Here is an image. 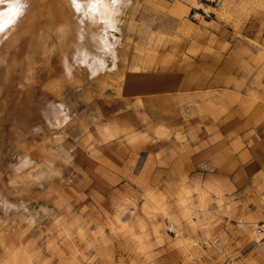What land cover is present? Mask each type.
Segmentation results:
<instances>
[{"label": "rangeland", "instance_id": "obj_1", "mask_svg": "<svg viewBox=\"0 0 264 264\" xmlns=\"http://www.w3.org/2000/svg\"><path fill=\"white\" fill-rule=\"evenodd\" d=\"M106 1L115 61L0 93V264H264V0Z\"/></svg>", "mask_w": 264, "mask_h": 264}, {"label": "bare ground", "instance_id": "obj_2", "mask_svg": "<svg viewBox=\"0 0 264 264\" xmlns=\"http://www.w3.org/2000/svg\"><path fill=\"white\" fill-rule=\"evenodd\" d=\"M21 3V14L15 15L14 0H0V24H3L0 93L4 100L16 83L34 81L36 68L42 63L48 65L50 61L54 68L52 63L58 61L60 69L69 75L74 67L82 65L102 70L106 54L114 55V61L117 58L109 37L115 11L106 0H98L93 5L98 22L83 18L85 5H79L78 13L72 0H21ZM188 195L185 191L179 194L178 203L186 210ZM163 208L164 200L152 195L143 205L149 212Z\"/></svg>", "mask_w": 264, "mask_h": 264}, {"label": "snow or ice", "instance_id": "obj_3", "mask_svg": "<svg viewBox=\"0 0 264 264\" xmlns=\"http://www.w3.org/2000/svg\"><path fill=\"white\" fill-rule=\"evenodd\" d=\"M98 2V0H72L73 6L76 9V11L79 13L80 4H84L86 8V13L83 18L87 20H91L93 22H98V18L95 15V8L93 5ZM113 3L116 2V0H112ZM23 7V4L21 3V0H14V5H13V11L15 15H20V9ZM3 31V24H0V32Z\"/></svg>", "mask_w": 264, "mask_h": 264}, {"label": "crops", "instance_id": "obj_4", "mask_svg": "<svg viewBox=\"0 0 264 264\" xmlns=\"http://www.w3.org/2000/svg\"><path fill=\"white\" fill-rule=\"evenodd\" d=\"M182 190L183 189H181L180 191L182 192ZM185 190V189H184ZM179 191V192H180ZM178 192V193H179ZM180 192V193H181ZM187 192V194H189V192L188 191H186ZM178 193H177V202H179V195H178ZM179 193V194H180ZM198 193V192H197ZM150 194H155V193H152V192H150V193H148L146 196H145V199L147 198V196H149ZM201 194H203L202 192H199L198 194H197V196H196V198H197V203H198V197L201 195ZM156 195V197H160L161 199H164L163 197H161V196H159V195H157V194H155ZM155 195H152V196H154L155 197ZM204 195V194H203ZM188 197H189V202H190V199H191V197H190V195H188ZM204 198H205V195H204ZM204 198H203V202H202V204H198V206L199 207H202V205H203V203H204ZM189 202H188V216H186V217H184V218H186V219H189V218H191V216H192V209H191V207L189 206ZM179 204V203H178ZM144 205V204H143ZM179 206H180V204H179ZM180 208H181V206H180ZM182 209V208H181ZM144 210V212H146V213H149V214H155V213H157V212H163L164 211V208H163V210H158L157 212H149V211H146L145 209H143ZM182 215H183V211H182Z\"/></svg>", "mask_w": 264, "mask_h": 264}]
</instances>
